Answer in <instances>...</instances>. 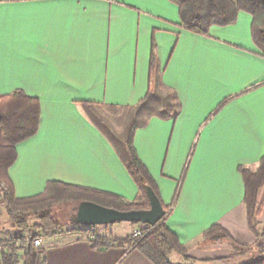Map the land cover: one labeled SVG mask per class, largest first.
Instances as JSON below:
<instances>
[{"label": "crops", "instance_id": "1", "mask_svg": "<svg viewBox=\"0 0 264 264\" xmlns=\"http://www.w3.org/2000/svg\"><path fill=\"white\" fill-rule=\"evenodd\" d=\"M251 24V14L240 11L235 24L194 33L182 27L170 0H1L0 94L22 89L41 104L38 133L17 145L9 169L16 196L40 193L58 180L137 197L136 183L80 102L134 105L144 97L154 35L163 80L178 92L182 109L173 119L152 117L134 142L166 204L194 147L167 219L190 259L172 253L170 260L245 264L255 258L253 250L248 261H234L225 240L228 247L220 248L201 238L219 223L235 241L256 247L238 171L264 154V84L252 88L264 81V57ZM42 248L46 264H155L132 245L95 248L84 235L48 234Z\"/></svg>", "mask_w": 264, "mask_h": 264}, {"label": "trees", "instance_id": "2", "mask_svg": "<svg viewBox=\"0 0 264 264\" xmlns=\"http://www.w3.org/2000/svg\"><path fill=\"white\" fill-rule=\"evenodd\" d=\"M1 1V0H0ZM179 8L182 27L188 31L208 35L214 25L228 26L235 24L240 11L252 16L251 34L254 43L264 57V0H170ZM264 81L254 85L256 88ZM231 98L223 100L209 116L216 115ZM83 111L92 124L110 142L122 163L138 187L136 198L129 200L119 194L96 188L70 184L58 180H49L40 193L18 197L9 174L10 167L17 160V145L38 133L41 116L40 100L27 95L22 89L7 94H0V205L7 215L10 227L21 232L34 229L43 236L60 232L63 225L54 217V209L62 203L93 201L106 207L121 211L148 209L146 186L152 187L163 208L165 216L154 226H147L148 231L136 239L132 235L110 239L94 232L96 226H73V231H80L95 248L113 245H132L155 264H182L170 260L176 253L185 261L190 259L189 246L169 228L167 219L176 205L182 186L187 176L191 156L182 171L174 196L166 204L156 180L141 160L135 147L136 131L148 125L152 117L173 119L182 109L178 92L165 84L158 57V45L152 37L149 61L148 91L134 105H119L94 101H82ZM244 181L243 202L246 208L248 227L256 237L258 253L245 264H264V223L259 221L263 200H259L264 188V154L253 164L238 166ZM72 227V226H71ZM70 234V232H67ZM209 243H218L229 239L236 246L235 255L248 256L254 250L252 246L235 241L230 233L219 223L212 224L201 236ZM4 240L1 239L0 242ZM22 243H25L22 242ZM18 242L14 241L0 253V264H46V255L31 243L23 248V261L20 262ZM24 247V244L23 246Z\"/></svg>", "mask_w": 264, "mask_h": 264}, {"label": "rangeland", "instance_id": "3", "mask_svg": "<svg viewBox=\"0 0 264 264\" xmlns=\"http://www.w3.org/2000/svg\"><path fill=\"white\" fill-rule=\"evenodd\" d=\"M78 203H72V202H68V203H62L59 204L55 209H54V217L57 221H59L62 225L63 228L60 232L63 233H56V234H61V235H72V236H79V235H84L82 232H78V231H73V226L75 227H81L83 225H78L73 223L72 220V214H73V207L76 206ZM136 223L135 222H130V221H117L114 223H109V224H102V225H97L96 227H94V232L101 234V235H105L108 238H118V237H125L127 235H129V233L132 230V226H134ZM72 226V227H71ZM18 233L20 234V230L10 227L9 222L7 220V215L4 212L3 208L0 205V240H2V243H5V245H8L9 243H7L8 240H10V238H5L9 235V233ZM24 232V231H23ZM67 232H70V234H67ZM49 234H55V233H49ZM22 235V234H21ZM133 236V235H132ZM228 245V251L235 253L236 250V246H234L233 242L229 239H224ZM224 240L220 241L218 243H214V244H210L213 246H217V244H221L220 248H223V246L228 247V245H223L224 244ZM264 240V239H263ZM202 245L203 244H209L208 241L202 240ZM18 242V250H19V254H20V262L22 263L23 261V248H26V244L22 243L24 242V240H19ZM229 243H231L232 245H230ZM24 244V247H22ZM254 247V246H253ZM43 248H39V251L41 253H43ZM254 256L259 254L258 253V248H254ZM173 256L176 257H180L178 254H173ZM249 260V256H244V255H234L233 260L234 261H240V260ZM242 263V262H241Z\"/></svg>", "mask_w": 264, "mask_h": 264}, {"label": "water", "instance_id": "4", "mask_svg": "<svg viewBox=\"0 0 264 264\" xmlns=\"http://www.w3.org/2000/svg\"><path fill=\"white\" fill-rule=\"evenodd\" d=\"M148 209L121 211L93 201H82L73 207L72 222L83 226H97L117 221H130L154 226L166 214L163 205L150 186H146Z\"/></svg>", "mask_w": 264, "mask_h": 264}, {"label": "built area", "instance_id": "5", "mask_svg": "<svg viewBox=\"0 0 264 264\" xmlns=\"http://www.w3.org/2000/svg\"><path fill=\"white\" fill-rule=\"evenodd\" d=\"M148 226H151V225H148ZM147 231H148L147 226L141 223V225L133 232L132 235L136 239H139ZM19 240H24L25 244L27 245L32 243L35 246V248L39 249L42 247L44 236L42 234H38L34 229H30V230L21 232L19 235H17L14 238H10V240H8L7 243L11 244L14 241H19ZM8 245H5V243L0 242V253L4 252Z\"/></svg>", "mask_w": 264, "mask_h": 264}]
</instances>
